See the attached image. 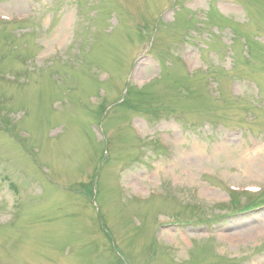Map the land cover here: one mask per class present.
I'll return each instance as SVG.
<instances>
[{
    "label": "rangeland",
    "instance_id": "374dc122",
    "mask_svg": "<svg viewBox=\"0 0 264 264\" xmlns=\"http://www.w3.org/2000/svg\"><path fill=\"white\" fill-rule=\"evenodd\" d=\"M0 264H264V0H0Z\"/></svg>",
    "mask_w": 264,
    "mask_h": 264
}]
</instances>
